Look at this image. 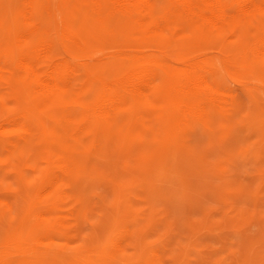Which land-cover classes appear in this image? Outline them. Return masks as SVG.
<instances>
[{"label":"bare ground","instance_id":"1","mask_svg":"<svg viewBox=\"0 0 264 264\" xmlns=\"http://www.w3.org/2000/svg\"><path fill=\"white\" fill-rule=\"evenodd\" d=\"M0 33V204L14 209L23 198L6 218L0 264L108 257L91 246L67 249L99 178L95 157L117 133L155 123L163 159L144 174L156 177L164 160L184 153L187 134L193 140L217 108L241 103L234 88H256L264 70V0H14ZM11 173L21 194L4 183ZM129 230L109 237L115 251Z\"/></svg>","mask_w":264,"mask_h":264},{"label":"rangeland","instance_id":"2","mask_svg":"<svg viewBox=\"0 0 264 264\" xmlns=\"http://www.w3.org/2000/svg\"><path fill=\"white\" fill-rule=\"evenodd\" d=\"M6 1L0 0V18L9 13L14 0ZM2 36L0 33V45ZM226 80L232 84L230 79ZM257 81L256 88H234L241 103L225 105V108L221 106L212 112L205 125H209L208 129L204 127L207 131L201 129L203 133L197 129L196 133L191 132L193 140L187 134L186 149L182 155L179 154L180 157L177 155L179 158L184 156L187 160L184 162L190 163L184 176L181 173L185 168L181 169L184 159L179 161L180 168L175 162L179 160L177 156L173 159L172 156L168 159L164 156L166 160L163 166L160 165L158 175L149 174L163 159L160 157L163 140L155 123L150 129L139 128L131 134L114 135V140L111 139L105 146L104 155L95 157L96 163H101L99 167L94 163V171L100 173L99 178L89 185L91 202L88 201L87 209L84 208L86 211L78 222L80 227L71 234L74 235L71 238L73 242L67 244V249L77 251L91 246L109 254L108 257L98 256L95 264H264V70ZM221 111L224 113L220 114ZM216 120H221V123L217 124ZM258 121L262 122L259 124ZM198 131L203 134L197 135ZM190 147L198 157L194 155L192 159L193 150ZM187 149L189 156H185ZM188 159L192 160L189 162ZM145 171L149 173L144 174ZM174 171H179L180 174L176 175L180 180ZM8 176L4 178V183L7 181L11 184L10 190L14 188L13 191L21 194L22 183L17 175L11 173ZM29 176L28 181L36 175ZM107 180L113 181L115 186H110ZM20 197L14 209L7 210L0 204L3 206H0V239L4 230L10 229L7 228L9 221L14 220L18 208L22 207L23 198ZM122 218H127L128 222L125 219L122 222ZM123 226L130 228V241L124 244L125 249L115 251L109 237ZM61 255L56 258L47 255L43 263L62 264L66 255Z\"/></svg>","mask_w":264,"mask_h":264}]
</instances>
